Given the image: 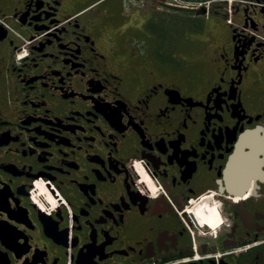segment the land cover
Segmentation results:
<instances>
[{
	"label": "flooded vegetation",
	"instance_id": "obj_1",
	"mask_svg": "<svg viewBox=\"0 0 264 264\" xmlns=\"http://www.w3.org/2000/svg\"><path fill=\"white\" fill-rule=\"evenodd\" d=\"M0 264H264V0H0Z\"/></svg>",
	"mask_w": 264,
	"mask_h": 264
},
{
	"label": "rangeland",
	"instance_id": "obj_2",
	"mask_svg": "<svg viewBox=\"0 0 264 264\" xmlns=\"http://www.w3.org/2000/svg\"><path fill=\"white\" fill-rule=\"evenodd\" d=\"M202 2H204V1H202ZM199 7H201V8H203L204 7V4H202V3H200L199 4ZM135 14H140L143 18H144V16H143V14L142 13H135ZM142 20V19H141ZM138 21V20H137ZM139 25V24H138ZM137 35H138V32H134V38H136L137 37ZM133 38V40H132V42L133 43H135L136 45L140 42V39L141 38H139L138 40H135ZM163 43H165V41H163L162 39L160 40L158 37L157 38H154V35H153V37H149L148 39H147V46L148 45H152L153 44V47H150V48H156L155 50H159V49H162V47H161V45L163 44ZM154 44H155V46H154ZM169 47H171V45H168ZM167 46V47H168ZM136 48V47H135ZM163 49H165V48H163ZM157 52H159V51H157ZM180 54L182 53L183 54V52L182 51H180L179 52ZM137 167V170L140 172V173H142L143 174V172H144V170H142V168L140 167V166H136ZM36 186L38 187V193L40 192L42 195H44L45 197H50V192H49V190H48V188L46 187V185L43 183V182H41V183H36ZM42 195H41V197H42ZM33 200L40 206V207H42L43 209H45V207H44V205H43V203L41 202V199L40 198H38V196H36V194H34L33 196ZM51 202V201H50ZM219 218H218V216L216 215V216H214V219H212L211 220V224L212 225H217L218 223H219Z\"/></svg>",
	"mask_w": 264,
	"mask_h": 264
},
{
	"label": "bare ground",
	"instance_id": "obj_3",
	"mask_svg": "<svg viewBox=\"0 0 264 264\" xmlns=\"http://www.w3.org/2000/svg\"><path fill=\"white\" fill-rule=\"evenodd\" d=\"M38 195H39V197L42 198L44 201H49V202H50V201H53L51 197L48 198V197H45V196L42 195V194H38ZM41 195H42V197H41ZM50 196H51V195H50ZM39 197H38V198H39Z\"/></svg>",
	"mask_w": 264,
	"mask_h": 264
}]
</instances>
